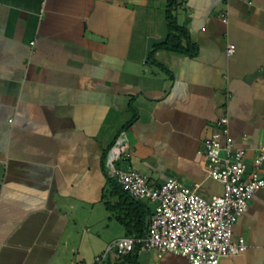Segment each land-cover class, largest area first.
<instances>
[{"label": "crops", "instance_id": "crops-1", "mask_svg": "<svg viewBox=\"0 0 264 264\" xmlns=\"http://www.w3.org/2000/svg\"><path fill=\"white\" fill-rule=\"evenodd\" d=\"M165 5L0 0V264H188L106 252L128 235L104 158L153 186L222 194L202 155L217 119L249 162L264 144V0H182L176 19L195 53L150 58L167 35ZM239 236L246 250L220 264H264V187L235 219Z\"/></svg>", "mask_w": 264, "mask_h": 264}, {"label": "built area", "instance_id": "built-area-1", "mask_svg": "<svg viewBox=\"0 0 264 264\" xmlns=\"http://www.w3.org/2000/svg\"><path fill=\"white\" fill-rule=\"evenodd\" d=\"M34 43L35 40L30 42ZM234 49V44H228L226 54H233ZM216 125L203 140L202 155L207 176L219 182L223 191L210 198L177 179L153 186L145 175L116 167L119 156L111 151L106 153L107 174L130 197L146 202L150 209L143 235L119 237L106 252L113 250L122 257L138 248L153 251L158 257L173 252L184 256L188 264H220L221 259L246 250L244 238L233 237V223L246 211L255 191L264 187V144L256 148L249 162L247 149L235 146L226 116L219 117ZM105 254L96 256L94 263Z\"/></svg>", "mask_w": 264, "mask_h": 264}, {"label": "trees", "instance_id": "trees-1", "mask_svg": "<svg viewBox=\"0 0 264 264\" xmlns=\"http://www.w3.org/2000/svg\"><path fill=\"white\" fill-rule=\"evenodd\" d=\"M182 0H166L165 5V19L167 26V35L165 38L154 44L149 52V57L152 58V54L157 49H165L170 51H177L187 54L195 53V46L191 45L189 42V36L187 31L178 24L176 19L175 11L177 7L181 4ZM184 42L187 43L185 47ZM112 145V143L110 144ZM108 146V148L110 147ZM108 182L114 194L122 198L123 207L117 208L124 215L122 219V224L127 235H143L147 226L148 216L150 209L146 202L141 200H136L128 195L112 178H108ZM130 256H122V258Z\"/></svg>", "mask_w": 264, "mask_h": 264}, {"label": "rangeland", "instance_id": "rangeland-1", "mask_svg": "<svg viewBox=\"0 0 264 264\" xmlns=\"http://www.w3.org/2000/svg\"><path fill=\"white\" fill-rule=\"evenodd\" d=\"M218 184H220V183L218 182ZM221 187H222L221 189L223 190V186H222V185H221ZM221 193H222V192H221Z\"/></svg>", "mask_w": 264, "mask_h": 264}]
</instances>
